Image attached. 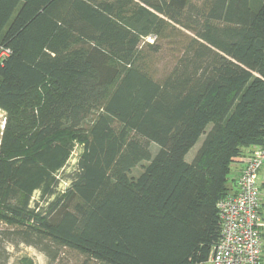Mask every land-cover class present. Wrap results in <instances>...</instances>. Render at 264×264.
<instances>
[{"label": "trees", "instance_id": "1", "mask_svg": "<svg viewBox=\"0 0 264 264\" xmlns=\"http://www.w3.org/2000/svg\"><path fill=\"white\" fill-rule=\"evenodd\" d=\"M167 27L193 37L156 80L144 40ZM5 49L0 264L11 236L102 264L206 263L231 164L264 143V0H0Z\"/></svg>", "mask_w": 264, "mask_h": 264}, {"label": "built area", "instance_id": "2", "mask_svg": "<svg viewBox=\"0 0 264 264\" xmlns=\"http://www.w3.org/2000/svg\"><path fill=\"white\" fill-rule=\"evenodd\" d=\"M8 50L0 51V59ZM244 166L236 180L233 193L217 203L221 232L213 246L210 264H262L263 243L259 170L264 163V143L255 145L243 156Z\"/></svg>", "mask_w": 264, "mask_h": 264}, {"label": "rangeland", "instance_id": "3", "mask_svg": "<svg viewBox=\"0 0 264 264\" xmlns=\"http://www.w3.org/2000/svg\"><path fill=\"white\" fill-rule=\"evenodd\" d=\"M193 37V34L180 27H167L161 36L151 35L145 38L144 42L155 44L158 51L155 52L147 47L143 49L142 58L143 64L148 73L156 80L163 79L172 69L177 57L182 53L187 40ZM5 120V112L0 109V137ZM199 146V141L190 150L189 155L193 156ZM80 145L76 144L66 165L58 173V185L55 188L56 192H61L68 184L70 175L75 170V163L79 153ZM152 151L155 146H152ZM145 164V163H143ZM141 171V166L133 169L132 175L136 176ZM261 174H264V163L261 166ZM262 179V177H261ZM262 183V182H261ZM261 199V216L264 219V189L262 190ZM39 199V192L35 191L31 197L30 205H35ZM41 205V203H40ZM10 226L0 222V231H10ZM11 239H6L5 245L8 251V259L6 264H21V261L26 259L32 264H102L94 259H91L82 253L67 247H59L56 245H48L45 248L36 247L32 244L25 243L16 237L11 236ZM204 264H210L206 262Z\"/></svg>", "mask_w": 264, "mask_h": 264}, {"label": "crops", "instance_id": "4", "mask_svg": "<svg viewBox=\"0 0 264 264\" xmlns=\"http://www.w3.org/2000/svg\"><path fill=\"white\" fill-rule=\"evenodd\" d=\"M247 150L248 149H246V152H247ZM243 166H244L243 157H241L240 159L234 161L231 164V168H230V172H229L228 177H229V185H230L232 190H235V188H236V180L239 177V174H240ZM259 174H260V183L264 182V174L263 175L261 174V168L259 170ZM261 177H262V179H261ZM262 264H264V257H263V260H262Z\"/></svg>", "mask_w": 264, "mask_h": 264}, {"label": "water", "instance_id": "5", "mask_svg": "<svg viewBox=\"0 0 264 264\" xmlns=\"http://www.w3.org/2000/svg\"><path fill=\"white\" fill-rule=\"evenodd\" d=\"M3 128V127H2Z\"/></svg>", "mask_w": 264, "mask_h": 264}]
</instances>
